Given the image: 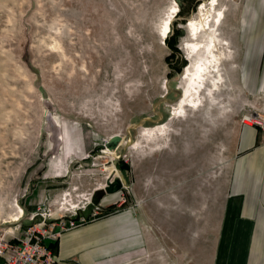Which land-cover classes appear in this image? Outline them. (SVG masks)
<instances>
[{
    "label": "rangeland",
    "instance_id": "rangeland-1",
    "mask_svg": "<svg viewBox=\"0 0 264 264\" xmlns=\"http://www.w3.org/2000/svg\"><path fill=\"white\" fill-rule=\"evenodd\" d=\"M250 1L0 0V239L85 217L131 223L125 264H264ZM202 64L201 96L184 97Z\"/></svg>",
    "mask_w": 264,
    "mask_h": 264
},
{
    "label": "crops",
    "instance_id": "crops-1",
    "mask_svg": "<svg viewBox=\"0 0 264 264\" xmlns=\"http://www.w3.org/2000/svg\"><path fill=\"white\" fill-rule=\"evenodd\" d=\"M250 2H252L253 11L252 21L263 24L264 0H251ZM260 30H262L260 35L264 37V24L261 25ZM256 35L255 33L254 36L256 37ZM262 63L264 64V50H262L260 61H258V68H252L253 79L255 77V69L260 71ZM255 135V131L253 132L251 129L246 130L245 136H250L252 138ZM244 207L246 212L250 210L247 202L244 204ZM259 221H264V219H260ZM130 226L131 223L99 220L73 230L64 231L55 251L57 259L56 264H125L126 261L131 260L130 258L132 256L129 252L116 251V234H118L116 229L122 227L123 229H130ZM257 227L264 228V223L261 222ZM124 238L125 237H122L120 239L122 240ZM123 241L119 244L123 245ZM253 244L257 248L264 250V248L260 246L262 241H256L255 239V243ZM259 252L262 251L259 249Z\"/></svg>",
    "mask_w": 264,
    "mask_h": 264
},
{
    "label": "built area",
    "instance_id": "built-area-1",
    "mask_svg": "<svg viewBox=\"0 0 264 264\" xmlns=\"http://www.w3.org/2000/svg\"><path fill=\"white\" fill-rule=\"evenodd\" d=\"M86 221L85 217L44 219L30 226L24 236L0 239V264H56L54 244L64 231L73 230Z\"/></svg>",
    "mask_w": 264,
    "mask_h": 264
},
{
    "label": "bare ground",
    "instance_id": "bare-ground-1",
    "mask_svg": "<svg viewBox=\"0 0 264 264\" xmlns=\"http://www.w3.org/2000/svg\"><path fill=\"white\" fill-rule=\"evenodd\" d=\"M167 27H168V25L165 26L163 33H165V29L167 30ZM190 27H191L192 32L197 36L198 31L201 30L202 28H204V25L202 23L198 22L196 19H193V20L190 21ZM188 45H190V47L193 50L199 49V51L197 52V54H199V52L201 50V47H202L201 43H199V42H193L192 41L191 43L189 42ZM208 48L210 50L212 47L210 46ZM213 68H216V67L214 66ZM207 70H209V69L207 68V65H205V64H202V65H199V66L198 65L197 66L195 65V67H193V69H189L188 70L187 75H186V78H187V80L189 82L188 83L189 84V87L185 91L186 94H185L184 97H186V98L188 97V98L194 99V97H196L197 95H200L199 92H197V91L200 88V86L203 85L202 83H203V81L205 79V74L207 73ZM200 96H198V97L200 98ZM185 102L186 101L184 99L183 103H181L182 104L181 107H183V104H185Z\"/></svg>",
    "mask_w": 264,
    "mask_h": 264
},
{
    "label": "water",
    "instance_id": "water-1",
    "mask_svg": "<svg viewBox=\"0 0 264 264\" xmlns=\"http://www.w3.org/2000/svg\"><path fill=\"white\" fill-rule=\"evenodd\" d=\"M120 185V184H119ZM120 189L119 187L118 188H113L112 186H110L107 190V192H114L116 190ZM99 199L98 200H94L95 203H98Z\"/></svg>",
    "mask_w": 264,
    "mask_h": 264
},
{
    "label": "trees",
    "instance_id": "trees-1",
    "mask_svg": "<svg viewBox=\"0 0 264 264\" xmlns=\"http://www.w3.org/2000/svg\"><path fill=\"white\" fill-rule=\"evenodd\" d=\"M57 244H54V246L53 247H55Z\"/></svg>",
    "mask_w": 264,
    "mask_h": 264
}]
</instances>
